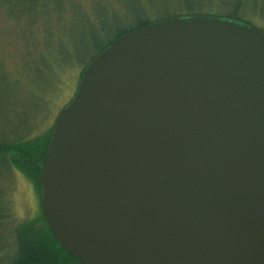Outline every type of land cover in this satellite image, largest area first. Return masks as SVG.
I'll list each match as a JSON object with an SVG mask.
<instances>
[{
  "label": "water",
  "instance_id": "1",
  "mask_svg": "<svg viewBox=\"0 0 264 264\" xmlns=\"http://www.w3.org/2000/svg\"><path fill=\"white\" fill-rule=\"evenodd\" d=\"M82 264H264V31L171 16L82 70L39 174Z\"/></svg>",
  "mask_w": 264,
  "mask_h": 264
},
{
  "label": "rangeland",
  "instance_id": "2",
  "mask_svg": "<svg viewBox=\"0 0 264 264\" xmlns=\"http://www.w3.org/2000/svg\"><path fill=\"white\" fill-rule=\"evenodd\" d=\"M246 1L241 16L264 29V0ZM189 6V0H0V131L22 129L8 139L43 134L103 43L146 19L185 15ZM232 10L221 0L204 9ZM28 124L33 128L23 133ZM42 218L35 184L16 168H0V264H8L23 236L46 231Z\"/></svg>",
  "mask_w": 264,
  "mask_h": 264
},
{
  "label": "trees",
  "instance_id": "3",
  "mask_svg": "<svg viewBox=\"0 0 264 264\" xmlns=\"http://www.w3.org/2000/svg\"><path fill=\"white\" fill-rule=\"evenodd\" d=\"M190 6L185 15H210L220 18H228L237 22L249 23L245 16H241L240 8L246 9L248 5L245 0L243 4L239 0H221L223 3L232 4L233 10L227 13H213L211 11L205 12L204 9L210 4L214 3L215 0H189ZM241 6V7H240ZM203 9H202V8ZM242 10V9H241ZM198 11V12H197ZM211 12V13H210ZM174 15H168L166 17ZM163 18V17H162ZM161 18L146 19L140 22L138 25L132 26L128 29L119 31L114 38L108 39L102 46H100L92 55L86 60L85 66L88 62L100 51L105 49L109 44L116 38L123 34L140 28L148 23L157 21ZM84 66V67H85ZM33 127L28 124L23 128V133L29 132ZM53 125L48 128L43 134L38 133L34 136H20L15 139H8L11 134L14 136L19 135L22 129H16L11 133L0 131V168H16L22 172L27 178H29L38 189L40 196V182L39 174L41 170V161L43 160L46 149L50 140ZM41 198V196H40ZM41 203V199H40ZM43 221L46 226V231H42L40 227L39 233H29L23 236L17 242L16 250L14 254L8 259V264H82L81 261L70 254H68L55 240L53 234L50 231L47 220L42 212ZM40 225V224H39ZM30 236V237H29Z\"/></svg>",
  "mask_w": 264,
  "mask_h": 264
},
{
  "label": "flooded vegetation",
  "instance_id": "4",
  "mask_svg": "<svg viewBox=\"0 0 264 264\" xmlns=\"http://www.w3.org/2000/svg\"><path fill=\"white\" fill-rule=\"evenodd\" d=\"M239 1H240L241 4H243L245 0H239ZM240 7H241V6H240ZM241 9H243V8H240V11H241ZM240 11H239V12H240ZM245 19H246L249 23H251L252 25L256 26V25L253 23L254 21H253V22L251 21L252 19H250V18H246V17H245ZM256 27H258V26H256ZM259 28H260V27H259ZM261 29H262V28H261ZM262 30L264 31V29H262Z\"/></svg>",
  "mask_w": 264,
  "mask_h": 264
}]
</instances>
